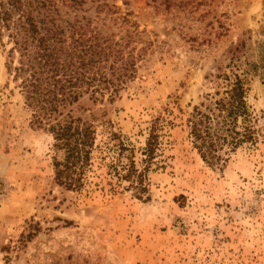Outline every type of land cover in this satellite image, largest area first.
I'll return each instance as SVG.
<instances>
[{
    "label": "rangeland",
    "instance_id": "1",
    "mask_svg": "<svg viewBox=\"0 0 264 264\" xmlns=\"http://www.w3.org/2000/svg\"><path fill=\"white\" fill-rule=\"evenodd\" d=\"M47 1L111 41L137 33V75L112 102L85 98L75 109L102 154L84 189L68 191L54 180L60 154L30 125L6 70L10 46L0 43V264H264V0ZM231 74L244 80L256 141L211 165L186 121L221 91L216 77ZM158 116L171 124H160L150 163L145 143ZM131 160L141 177L117 182L112 168Z\"/></svg>",
    "mask_w": 264,
    "mask_h": 264
},
{
    "label": "trees",
    "instance_id": "2",
    "mask_svg": "<svg viewBox=\"0 0 264 264\" xmlns=\"http://www.w3.org/2000/svg\"><path fill=\"white\" fill-rule=\"evenodd\" d=\"M87 27L64 20L47 0H0V43L6 39L10 46L7 73L19 83L30 125L52 137L54 152L60 154L53 158L54 180L68 191L84 189L94 152L102 154L93 126L75 116V109L85 98L92 103L119 98L136 78L140 58L129 49L137 33L115 42ZM216 80L222 82L221 91L206 95L186 121L194 149L211 165L225 162L222 152L230 154L256 141L244 80L235 74ZM163 122L171 124L158 116L149 130L144 153L150 163L157 156ZM110 135L118 141L114 153L123 156L127 147ZM112 172L119 183L141 177L132 160L121 172Z\"/></svg>",
    "mask_w": 264,
    "mask_h": 264
}]
</instances>
